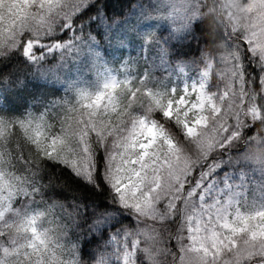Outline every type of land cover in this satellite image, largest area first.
Masks as SVG:
<instances>
[{"label":"snow or ice","instance_id":"obj_1","mask_svg":"<svg viewBox=\"0 0 264 264\" xmlns=\"http://www.w3.org/2000/svg\"><path fill=\"white\" fill-rule=\"evenodd\" d=\"M80 7L79 0H16V17L0 16V264H264V207L200 203L179 232L169 220L185 192L207 185L198 161L215 137L238 139L237 151L264 162V106L249 102L264 92V0H95L73 20ZM93 13L77 31L76 21ZM132 17L168 21L162 55L172 48L205 57L191 87H173L167 98L143 89L177 137L156 119L129 118L141 91L129 80L49 99L58 90L40 63L48 49L69 30V47L98 49L105 37L119 45L117 29ZM53 28L63 34L46 48L42 33ZM210 77L226 86L206 90ZM109 140L105 155L100 145ZM21 142L28 151L17 150ZM59 166L95 181L82 185L71 207L56 198L61 185L50 173Z\"/></svg>","mask_w":264,"mask_h":264},{"label":"rangeland","instance_id":"obj_2","mask_svg":"<svg viewBox=\"0 0 264 264\" xmlns=\"http://www.w3.org/2000/svg\"><path fill=\"white\" fill-rule=\"evenodd\" d=\"M89 1L79 0L81 7L75 9L72 15L85 7ZM0 16L5 20L15 18L16 0H0ZM136 19L132 17L129 22L117 29L116 34L123 35V42L119 45L105 37L101 49L100 47L90 48L84 43L69 47V42L57 47L59 59L51 67L43 69L44 75L48 78L47 82L54 84L58 90L49 99L57 97L74 99L77 90L94 91L103 82L111 79L129 80L133 87L141 89L138 93L140 96L132 101L131 112H136L140 107H144L145 99L157 108L153 100L143 94L145 88L150 89L154 95H164L167 98L171 88L175 87L179 93L185 85L191 87L194 82L200 81L203 66L190 68L181 62L168 65L164 62V55L161 54L156 42L148 39L150 34H155L162 27L170 28L167 20L141 19L138 24H134L133 21ZM56 31L57 28H53L46 34L42 33V36H51ZM96 51L100 52L99 56L95 54ZM146 55H148L147 60ZM151 68L152 70H163V74L149 82L147 70ZM148 78L152 79L150 76ZM224 86H226L225 82L218 77L215 83L211 77L205 81L206 90L216 91ZM43 107L44 105L41 109ZM145 117L148 118V116ZM221 137L222 135L215 137L212 144L202 154L206 155ZM20 149L22 148L18 146L17 150ZM23 150L28 151V146ZM238 160L242 163H238ZM233 161L239 165L222 172L216 165H213V168L199 172V176L207 180V185L191 197L187 195V192L184 193V203L178 205L174 213L178 216L174 225L177 232L183 227V217L187 214L189 207L200 203L217 205L229 211H235L237 208L241 211H251L264 207V162L248 159L241 151L233 158ZM193 187L200 189V182L194 184ZM174 214L169 216V220H172Z\"/></svg>","mask_w":264,"mask_h":264},{"label":"trees","instance_id":"obj_3","mask_svg":"<svg viewBox=\"0 0 264 264\" xmlns=\"http://www.w3.org/2000/svg\"><path fill=\"white\" fill-rule=\"evenodd\" d=\"M94 2L95 0H90L88 4ZM97 7L100 6L97 5ZM84 10L85 7L77 11L74 15H72V19L75 20V17L80 15L81 12ZM100 15H103L102 9ZM95 18H96L95 13L91 14L90 16H85L82 22L76 21L75 28L77 29V31H79L82 25L89 24L91 20ZM119 19H120L119 17L115 18L113 23H115V21ZM160 30H157L155 32V36L153 38V40L156 42L157 45H158V39L159 42H162L163 39L167 38V32L161 34ZM63 31H64L63 28H57V31L53 35L43 36L46 40L45 47L48 48V45H54L55 38L62 36ZM85 31L90 32V30L88 29H85ZM90 34L94 35V33H90ZM72 35H73L72 31L69 30V36L61 42L60 46H63L66 42H69L72 39ZM104 41L105 39L103 40V42H100L99 38H97V43L99 44L100 49L101 47H103ZM56 48L57 47H53L46 51L43 60L40 62L42 65V70L51 67L54 64V62L59 59L60 56L58 54L59 49ZM146 57L147 60L148 55H146ZM204 59L205 57L199 55L197 57L183 56L179 54V52H176L174 49L168 48L167 54L164 55L163 60L168 65H173L175 63L181 62V63H185L190 68H199L203 66L202 60ZM147 71H148L147 79L149 82L160 77L163 74V70H152L151 68L150 70ZM148 76H150L152 79H149ZM256 87H257L256 84L254 83L250 84L248 89L249 93L250 94L253 93ZM139 96L140 94H138L137 97ZM249 102L252 104H259L264 106V92H260L259 94H255V95H250ZM141 115L148 116V118L150 119H156L159 124L163 125L165 131L169 135H172L173 137H177L178 127H174V122L170 123L167 118H164L162 112L159 109H157L155 106H153L151 103H149L147 99H145L144 107H140L136 112L135 111L131 112L129 118H131L132 116L138 117ZM221 139L222 137L219 138L214 143V145L211 147V149L206 155L201 154L198 161L200 171L201 170L203 172L207 171L208 168H213V165H216L218 170L222 172L223 170L229 169L232 166L239 165L238 163H242L241 160L240 161L238 160V163H234L233 161V158L236 157L240 152L236 150L240 141L238 139H233L231 142L224 141L223 143H221ZM26 146L27 144L22 142L19 144V147H21L22 149H24ZM110 148H111V141L109 140L107 141L106 145H100V152L106 155L107 151L110 150ZM241 153H243V151H241ZM50 175H52L54 182H58L59 185H61L60 187L55 188V191L59 193V195L56 198L66 201L69 207H71L73 197H79L84 193V188L82 187V185L87 184L88 188L91 189L95 183V181H93L92 184H89L88 181H86L83 177H77L70 170H65L64 166L54 167ZM45 191H50V190L45 189ZM113 214L114 213L111 212L108 213V215H113ZM177 219H178L177 214H174L172 216V220H170L173 226L176 224Z\"/></svg>","mask_w":264,"mask_h":264}]
</instances>
